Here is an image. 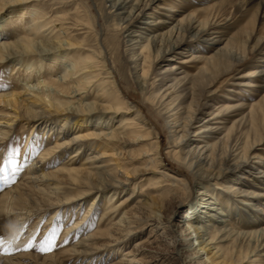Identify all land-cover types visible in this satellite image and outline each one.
Here are the masks:
<instances>
[{"label":"bare ground","instance_id":"1","mask_svg":"<svg viewBox=\"0 0 264 264\" xmlns=\"http://www.w3.org/2000/svg\"><path fill=\"white\" fill-rule=\"evenodd\" d=\"M33 1L36 0H0V65L13 66L12 69L18 66L24 72L22 78L18 79V88L0 93V147L20 122L42 128L39 130L44 133L45 139L49 132L54 143L50 144L46 142L48 138L46 141L44 139L40 153L24 164L26 180L10 188V192L3 197L6 200L5 211L18 209L16 214L19 216L51 210L50 218H54L56 214L67 211L73 202L79 201L74 203L77 206L88 204L87 212L64 228L62 235H71L86 226L89 222L86 214L93 209V201L84 204L81 200L96 189H108V195L102 198L111 207L101 211L98 221V227L103 222L108 227L104 231L96 229L91 234H84L72 245V254L80 259L93 258L110 249L108 256L116 259L113 262L109 259L106 264H148L159 258L153 246L166 243L171 247L166 253L170 263L178 259L183 264H192L193 260H199L202 264H232V258L226 256L228 247L219 244L230 240L239 250L246 247L243 261L257 255L253 264H264L259 259L264 257V207L260 208L256 218L250 220L251 216H243V221L238 219L241 225L237 223L226 228L228 224L235 223L234 214L229 215L228 211L231 213L235 208L237 198L264 197L263 192L255 194L238 186H253L256 181H264V158L261 156L264 149L258 147L264 134V103L260 102L256 107L254 103L247 102L264 80V69H257L264 62V57L255 65L256 69L239 76L241 80L234 83L239 89L230 88L218 105L211 101L198 104L200 96L215 97L217 94L215 88H211L213 84L205 82L206 79L228 68L226 61L233 55L235 58L242 55L237 53L238 44L224 37L226 19H219L215 15L194 17L193 14H184L177 5L167 8L165 2L159 0H107L117 16L129 8L127 16L118 17L119 21L135 20L139 23L124 35L125 48L129 51L136 81L140 80L139 88L167 119V148L173 155L171 160L188 169L189 175L182 178L162 164L159 133L147 124L140 109L122 99L113 73L106 68V75L100 74L105 60L90 49L88 53L84 52L87 49L83 39L74 38L64 18H49L40 9H31L29 6ZM236 1L239 7L246 3L251 7L258 6L260 16L264 18V0ZM151 5H154L153 9L144 13ZM158 8L164 11H160L162 16L154 15ZM6 17H9L7 22L4 20ZM26 18L25 24L22 23ZM78 19L76 17V22H72L73 26L88 28ZM4 22L11 27L14 22H20L18 35L13 36L15 29L8 32L7 27L2 28L6 26ZM163 28L167 29L163 31ZM186 39L197 43L192 52L185 54L175 51ZM202 43L205 44L200 46ZM255 45L257 51H262L264 37L258 36ZM171 52L174 54L166 58ZM178 54L182 55L180 59ZM160 57L161 62L164 61L160 70L149 77L151 82L146 81L152 63ZM198 63L201 65L198 66ZM93 90L96 91V99L106 102L96 113L91 110L94 102L86 103L83 100ZM240 90H244L245 94L236 96ZM189 92L191 98L186 103L182 100ZM193 102H197V105L190 112ZM118 112H123L124 116L112 127L110 122L114 121L113 115ZM198 115H202V119L194 125ZM256 125L261 132H256ZM249 131L253 132L254 142L251 145L248 144ZM131 138L135 142L143 140L147 145L141 167L127 166L126 161L111 158L114 161L112 168L104 169L105 165L100 164L103 158L109 153L115 155L113 150L117 148L118 141ZM229 143V163H219L222 146ZM246 147L247 156H244L242 152ZM69 149L72 151L67 161L63 162V158L61 161L60 157ZM79 154H86L81 162L73 159ZM138 154L136 152L135 157ZM58 157L61 166L47 169ZM131 162L128 161L129 164ZM238 171L239 178L244 180L248 178L243 172L246 171L252 177L246 180L252 182L225 180L230 173ZM149 173L153 176L147 178V185L141 184L137 191L139 186L136 183L130 188L134 179ZM194 189L198 200L190 202L179 223L172 222V215L166 218L163 213L165 207L172 201L176 203L175 207H180ZM123 191L131 193L112 205V201ZM263 199L258 201L264 206ZM242 204L249 207L247 210L252 216L256 214V205L251 199L244 200ZM200 206L221 215V227L207 225L208 229L203 230L201 226H196V223H202L203 219L212 215H201L205 210L200 211ZM125 207L129 209L123 211ZM142 226H152L146 243L133 242L132 249L116 257L119 245L126 243L130 235ZM27 256L29 262L26 264H60L52 255L41 258ZM7 261L20 264L11 259Z\"/></svg>","mask_w":264,"mask_h":264},{"label":"rangeland","instance_id":"2","mask_svg":"<svg viewBox=\"0 0 264 264\" xmlns=\"http://www.w3.org/2000/svg\"><path fill=\"white\" fill-rule=\"evenodd\" d=\"M159 1H164L165 6L167 8L170 7L171 5H177L180 8V10L184 12V14L186 13L193 14L195 15L194 17L203 18L208 15L211 16L215 15L219 19H226L225 22L227 23V25L223 32L224 37H226V39L230 38L232 42L238 44V46H236L239 47L237 53L239 52V54L242 55L241 57L239 56L238 58H235L233 55V58L229 59L228 62L226 61V63L229 64L228 68L226 67L223 71H219L217 74L214 75L212 74L210 77L206 79L205 82H210L213 84L211 88L212 89L215 88V90L217 91L216 96L215 97L200 96V101L199 100L197 101L198 104L199 102L207 103L211 101L213 102V104L217 102L216 105H218V103L223 99V97L229 93L228 91L230 88L237 89V87L234 86L235 85L234 83L241 80L239 76L248 70L256 69L255 65L257 63H260L259 60L264 57V49L262 51H257L255 45V41L258 38V36L264 37V18L260 16L261 10L258 8V6L251 7L250 5H247V3L244 6L239 7L238 2L236 0H159ZM151 6L152 7L150 9L148 8V10H146L144 13H146L147 11H151L154 5ZM161 6L164 7L163 5ZM29 7L31 9H37V8L40 9V11L42 13H45L47 16H49V18H54L57 20L64 18V20L67 21V23L65 24L71 27L70 31L71 34L74 35V38L83 39L86 47L85 49H87L84 50V52L88 53V49H90L94 51L96 54H99L105 60V65H103L104 68L102 69L100 68L101 70L100 74L102 76L106 75L104 69L108 68L109 71L113 73L112 75H114V81L117 84L121 96L123 97L122 99L125 102L127 101L128 104L134 106V108L140 109L142 114L145 116V120L147 124L153 128L154 132L156 131L159 133L158 135L159 137L158 140L160 144L159 151H160V159L162 161V164L168 170H171L175 174L182 176V178H185L187 175H189L188 169L186 167L179 166L176 163H174L173 160H171L173 155L171 154V152L168 151L169 149L167 148L169 141L168 139L169 133L167 130V119L165 118L164 115L160 114L156 105L146 98L147 95L145 94L144 90H141V88H139L140 80L138 79V81H136V77L133 73L134 69L131 67L129 51L125 48L124 35L128 32V30L131 27L139 26V23L136 22L135 20H129V21L118 20V17L122 16V18H125L127 16V14L129 13V8L126 9L125 13H121L119 16H117L114 13L113 8L107 2V0H36L33 1ZM202 9H205V11H203ZM156 10L157 11L154 12V15L162 16L161 13H164V11H162L160 8ZM160 11L162 12L160 13ZM63 15H66V17H64ZM76 17L79 18L78 20H82L83 22L80 21L79 22L84 23L88 28L80 29L79 25L73 26L72 22H76L75 20ZM8 19L9 17H6L4 19L5 22H7ZM26 21L27 18L24 21H22V23L25 24ZM5 25L6 26L2 28L4 29L8 28L7 29L8 32L9 30L13 31L15 29L14 33L15 32L16 33L13 36H17L21 29L20 22H18V24L14 22L12 24V27L9 23L8 24L6 23ZM13 25H15L16 27L15 26L13 27ZM166 29L167 28H163L161 30L164 31ZM243 41L245 44L243 43ZM195 44H197L196 41L186 39L175 51H180L181 53L187 54L188 52H192V49L195 46ZM203 44L205 43L200 44V46ZM174 52L167 54L166 58L171 57L174 54ZM177 56L179 57L178 59L182 57V55L180 54H178ZM161 59L162 57H160V59H158L156 62L152 63L150 69L147 72L148 75L146 81L151 82L150 78L155 76V73H157L158 70H160V67L164 62V61L161 62ZM263 63L264 62L260 63L257 69H264ZM200 65L201 63L200 64L198 63V66ZM12 67H6L0 65V93H5L15 87L18 88L19 85L18 79L22 78L24 72L18 66L14 67L13 69ZM189 83H191V79L189 80ZM260 85L261 86L258 87V91H256L255 95H252L251 97H249V100H247V102L249 103H254L256 107H258V103L260 102L264 103L263 102L264 80L261 82ZM181 88H183V85ZM244 88H248V87H244ZM242 94H245L244 90H240V93L235 95L237 96ZM95 95H96L95 90L90 91L89 94L83 100L86 103L94 102L91 110L92 112L96 113L102 109L103 105H105L106 102L105 100H100L98 98L96 99ZM190 98H191L190 92L186 93L182 101H185L187 103L189 102ZM197 102H193L190 104L192 108L189 109L190 112H192L193 107L195 108ZM233 104H237V102H233ZM113 116H114V121L110 122V125L112 124V127L113 125L119 122V118L123 117L124 114L123 112H118V114H115ZM201 119H202V115H198V119L195 121L194 125L198 124L201 121ZM39 129L41 130L42 128H39L38 126L33 127L31 125L27 126L25 124H22V122H20L17 125H15L9 137L4 140L5 142L0 147V164H3L5 160H9V159L11 160V164L5 166V171L3 172L2 176H0V201L3 202V203L0 202V207H1L0 208V238H3V240L5 241L3 247L7 248L8 250L6 253L0 254L1 256L0 264L1 263L13 264L11 262H8L7 261L8 259L9 260L11 259L12 262L14 261V263L19 262L20 264H26L29 262L27 259L28 257L27 255L29 256L33 255L37 257L40 256L39 258L52 255L58 259L60 264L108 263L109 259H111L108 256L110 254V249L104 250L101 254H97L93 258L85 257L84 260L72 254L70 250L72 245L82 235L91 234L96 229L101 231L107 229L108 225L105 222L101 223L100 227H98V221L100 219L99 214L101 213V211L109 210L110 209L109 207H111V205H108L106 201H104V199L102 198L106 194L108 195L109 192L108 189L106 190L96 189L94 190L95 192H92L91 194L87 193V196H85L83 200H81V203L84 202V204L93 201L94 203L93 209H90L88 214H86V216L89 217L88 219L89 222L86 224V226L82 230L78 232H74L71 235L66 234L63 236L62 233L65 230L64 228L66 226L71 225V223H73V221H75L76 219H80L84 215V213L87 212L88 210L87 207H89L88 204L85 205L80 204L79 206H77L74 203L79 201L73 202L70 205L71 207L67 211H63L56 214L54 218H50L51 210L48 212L36 211L38 213L35 215L23 214L19 216L16 214L18 209L17 211H15L16 209L11 208L8 212L5 211L6 200L3 197L10 192L9 191L11 190L10 188H13L16 186V184H20L26 180L25 178L27 177V172H25V169H23L25 167L24 164L28 163L30 158L36 157V155H38L41 149L44 147V143H45L44 142L45 138L43 135L44 133H41ZM191 130L192 129H190L189 131ZM256 132H261V128H258V125H256ZM248 135H249L248 144L251 145V142H254L253 132L249 131ZM28 136L30 139L28 138ZM46 137L48 138V139L46 138L47 141L45 139L46 142L50 144L54 143L52 139L53 136L50 135L49 132L46 133ZM262 137L263 140L262 142H260L258 147L264 149V134L262 135ZM125 140L118 141L119 144H117V148L114 147L115 150H113L114 153L116 152L114 156L110 155L109 153V155L103 158V161L100 162L101 165H105L104 169L109 170L112 168L114 161H112L111 158H116L119 161L124 160L126 161L127 166L130 165L131 167H135V168L141 167L143 163L142 162L143 158H145L144 153L147 150V145L143 140L142 142H135L132 138ZM229 147H230V143L224 144L222 146L221 153L218 159L219 163H223V164L229 163V158H230L228 157ZM247 150L248 149L246 147L244 152H242L244 156H247ZM71 151L72 149H69L67 153H64L63 157H60L61 161L62 158L64 160L63 162L67 161ZM256 151L258 154V150ZM262 151L263 150L259 151V153H261ZM136 152H138L139 154L136 155L135 157ZM261 156L262 158H264V155ZM85 157L86 154H79L77 157L73 159H75L76 161L79 160L81 162L84 160ZM60 158L58 157L56 160H53L49 164L47 169L53 170L56 167H60L61 166ZM175 158L178 157L175 156ZM23 159L25 162H23ZM131 160L132 162L131 164H129L128 161ZM108 164L109 165L112 164V165L106 166ZM239 172L240 171L230 173L225 180L252 182V180H246V179H252V177L246 171H243L244 175L248 177L245 180L239 178ZM151 176L153 175L149 173L147 175H144V177L142 178L134 179L130 185V188H133V185L136 183V185L139 186L135 190L137 191V189H140L142 187L140 186L141 184H143V186L147 185L146 183L147 178ZM190 183L191 181L188 182L189 185ZM254 183L256 184L253 186H245L244 184H240L238 186L247 192H253L255 194H258L259 192L264 193V181L262 183L260 181H256ZM74 190L75 189H73L72 191ZM128 193L131 192L123 191L118 198H115L114 201H112V205L113 204L116 205L117 203H119L122 197H124ZM197 196L198 195L196 194V190L194 189L189 194V196H187L183 200L182 205L180 207H175L174 205H176V203L172 201L165 207L163 213L165 214L166 218L167 216L169 217L172 215L171 217L172 222H175L177 224L179 223L178 220L183 217L184 215L183 212L186 210L188 205L190 206V202L194 201L195 199L198 200V198H196ZM263 198H258L257 196L250 198H246V197L237 198L234 204L235 208L232 209L231 213L230 211H228L229 215L234 214L233 221L235 223L234 224L226 223L228 224L226 228L227 229L231 228L232 227L231 225L235 226V224L239 222L238 221L239 218L243 221L245 218L243 216L246 217L251 216L250 220L256 218L255 215L259 216L260 208L261 207L263 208L264 206L258 200ZM249 199H251L252 202L256 205L255 206L256 214H254L253 216L247 210L249 209V207L242 204L244 200L247 201ZM128 209L129 207H125L122 210L124 211ZM199 209L200 211L205 210L204 214L200 213L201 215H208V214H212V215L210 217L203 219L202 223H196L195 224L196 226H201L203 230L208 229V227H221L222 223L219 222V219L222 218L221 215L217 214L215 211L209 208L200 206ZM93 210L94 212H92ZM243 212H245V215H243ZM63 213L64 215H62ZM68 213L70 214L67 216ZM119 215L120 214H118V216ZM229 218L232 217H228V219ZM238 224L241 225L242 223L240 222ZM13 226H15V228L17 227V229H14ZM239 227L241 228V226ZM151 229L152 226H142L141 229H138L135 233H132V235H130V238L126 243L119 245V250L117 251L116 257L119 258L123 255L125 251L132 249V247L134 246L133 242L136 241L142 242V245H144L146 243L145 239H147V235L150 233ZM234 229H237V227H234ZM192 236L194 237L195 234L193 233ZM206 236L207 235H205V237ZM8 241H13V243L9 245L7 243ZM29 244L32 245V247H28ZM219 244L226 245V246L222 245L223 247H228V253L226 256L228 258H232V260L234 261L232 264H253L254 262L252 261H254L255 257H257V255L250 256L248 261H243V254L245 253V248H246L245 246L243 247V249L239 250L235 244L232 245V242H230V240L225 242H220ZM195 245H197V243ZM42 246L50 247L51 251L41 252L39 249ZM153 249L157 251V255H159V258L157 260H154L153 262H149V263L147 262L148 264H183L178 259L174 263H170V261H168V255L166 253L171 249V247L168 244L161 243L157 247L156 245L153 246ZM258 251L262 252L263 250H258ZM115 259H116L115 257L112 258L111 262H113ZM259 259H262L261 261H263L264 263V257ZM199 263H200L199 260L192 261V264H199Z\"/></svg>","mask_w":264,"mask_h":264},{"label":"snow or ice","instance_id":"3","mask_svg":"<svg viewBox=\"0 0 264 264\" xmlns=\"http://www.w3.org/2000/svg\"><path fill=\"white\" fill-rule=\"evenodd\" d=\"M11 164V160H5L3 164H0V176H2L3 172L5 171V166L6 165H10ZM9 245H11L13 243V241H8L7 242ZM5 241L3 240V238H0V254H4L6 253L8 250L7 248H4ZM28 247H32V245H28ZM41 252H47V251H51L50 247H40L39 249Z\"/></svg>","mask_w":264,"mask_h":264}]
</instances>
